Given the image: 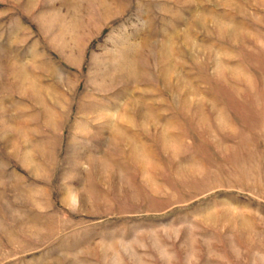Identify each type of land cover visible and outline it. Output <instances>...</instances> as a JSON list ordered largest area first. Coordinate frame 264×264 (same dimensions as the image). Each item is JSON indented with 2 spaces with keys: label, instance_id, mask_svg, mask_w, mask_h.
<instances>
[{
  "label": "rangeland",
  "instance_id": "rangeland-1",
  "mask_svg": "<svg viewBox=\"0 0 264 264\" xmlns=\"http://www.w3.org/2000/svg\"><path fill=\"white\" fill-rule=\"evenodd\" d=\"M0 264H264V0H0Z\"/></svg>",
  "mask_w": 264,
  "mask_h": 264
}]
</instances>
